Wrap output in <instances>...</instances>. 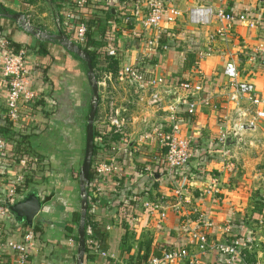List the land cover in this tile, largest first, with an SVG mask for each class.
I'll return each instance as SVG.
<instances>
[{
	"label": "crops",
	"instance_id": "obj_1",
	"mask_svg": "<svg viewBox=\"0 0 264 264\" xmlns=\"http://www.w3.org/2000/svg\"><path fill=\"white\" fill-rule=\"evenodd\" d=\"M25 1H28V4L23 0H0V29L8 39L17 43L20 49L26 52L25 67L29 69L33 81L30 86L40 90L44 80H51L54 82L53 90L57 91L62 99L65 94L66 101L70 103L72 100L73 103L77 98L71 97V93L77 90V84L79 86L82 79L87 81L85 63L75 54L67 52V49L58 42L35 38L10 16L24 15L36 30L49 36L61 32L75 43L69 35L70 31L64 32L61 24H70L72 15L76 13L74 9L76 0ZM135 1L91 0L85 7L86 14H81V17L85 18L86 25H91L90 19L96 17L108 28L104 49L115 51L118 60L116 73L124 65L135 67L144 64V61H150L151 66L146 70L148 73L153 70L152 64L157 61L159 67L155 74L165 76L171 85L190 81L202 86L200 97L206 103L199 104L194 115L184 116L178 109V106H184L182 99L190 97L186 92L182 90L172 92L169 97L174 95V98H169L168 102L174 103L177 107L182 137L196 141L194 150L213 159L204 166L198 165L197 158L192 159V162H196V167H192L194 172L187 176L186 185L181 191L186 202L179 213L167 211L164 219L148 215V209L143 206L145 202L156 200L161 194H165L168 196L164 201L167 205L171 193L164 177L158 176V181H154L145 171L147 167L157 169L158 172L161 169L157 166L159 163L157 157L155 162H152L154 156L160 155L157 145L148 143L143 137L149 126L161 125L168 121V113L157 112L147 107L145 90L116 81L117 87L120 88L119 102L127 109L131 100L138 104L135 105V110L131 108L132 106L129 108L133 117V125L127 128L130 145L113 155L114 165L119 168L113 175L117 178L110 175L108 180L103 181L102 186L96 188L100 191L96 196L94 194V199L99 205L98 210L94 211L93 218L87 222V225L92 227L94 243L99 251L105 252L108 257L89 252L94 258L87 264H145L150 257L172 247L188 246L191 247V251H195L187 233L181 228L187 214L192 220L196 218V214L193 213L195 211L204 213L213 223L209 231V238L212 241L222 239L224 235L218 227H224L229 223L233 228V235L237 234L236 230L241 225L252 229L255 250L251 261L264 264V121H253L245 127L239 133L238 139L241 141L238 145L234 137H227L230 142L226 147L233 154L229 164L221 161L219 156L222 151L218 144L219 135L231 131L236 122L234 106L227 103L224 96L225 78L222 72L230 59L237 66L239 79L252 83L257 93L264 99V77L257 63V57L264 56V0H223L220 4L218 0H168L176 5L183 15L173 23H162L164 38L162 43L166 44L167 50L161 56H152L147 60L143 59L147 48L146 37L142 35L141 28L137 23H133L132 19L130 23L124 20L126 11L130 10L131 4ZM197 3L213 7L222 5L227 12L235 15L247 12V18L258 25L253 29H249L246 23H234L226 27L224 23L217 21L206 26L191 25L187 22L186 12ZM106 11H110V17H107ZM221 27L225 30L224 37L216 36L214 40H209ZM169 42L173 43V48L168 47ZM40 43L43 44L46 54L44 50L43 53L37 52ZM37 65L47 68V76H43L44 72L35 68ZM102 71L111 74L109 71ZM137 96L141 98V102L136 100ZM60 101L58 108L63 114L66 104L64 105V100ZM76 102L79 104V101ZM67 106L73 108L75 104ZM0 107L2 108L1 105ZM185 108L184 106L183 110ZM5 111L6 109L0 110V114L4 115ZM23 121H26L24 117ZM60 122L66 123L63 119ZM233 166L236 167L235 171L231 170ZM17 176L19 175L14 170L7 168L6 175L2 178L13 181ZM212 176L217 178L215 187L218 194L214 197L203 193ZM1 179L0 185L3 184ZM48 182L53 188L46 195L51 193V198L46 202L38 200L40 210L31 225H27L11 210L4 217L2 226L0 225V264H17V255L6 247V244L16 243L21 239L22 233L18 228L22 224L26 226L27 231H32L36 225L42 230L39 235H35L41 241L40 245L32 241V246L28 248V264H76L77 242L65 236L61 224L71 223L69 218L73 209L71 205L78 200L80 204L79 188H68L69 191H63V187L60 188L63 183L58 178H49ZM113 193L116 195L127 193L133 201L136 198L133 193H142L137 206L130 211L128 219H120V208L114 203V197L111 196ZM28 196L36 197L34 193H30L18 202ZM259 220H263L262 225H258ZM69 240L73 243L69 244ZM220 259L218 255L209 253L202 257L200 263L220 264Z\"/></svg>",
	"mask_w": 264,
	"mask_h": 264
},
{
	"label": "built area",
	"instance_id": "obj_2",
	"mask_svg": "<svg viewBox=\"0 0 264 264\" xmlns=\"http://www.w3.org/2000/svg\"><path fill=\"white\" fill-rule=\"evenodd\" d=\"M91 0H76L75 11H79L88 6ZM223 0H218V4ZM134 8V14L132 22L137 23L141 28V33L146 37V53H144L143 59L147 60L152 56L158 57L166 52V44L161 42L162 28L161 25L165 23H173L175 20L183 15V12L174 4L168 2V0H136L131 4ZM247 12L239 14H231L226 11L222 5L213 7L208 4L197 3L191 6L186 12L187 22L194 26H206L214 21L224 23L226 27L234 23L244 24L249 29L255 28L258 23L247 18ZM125 18V21L130 20ZM24 22L33 27L28 22V17L23 15ZM19 26L20 23L17 22ZM86 32V24L81 23L77 26L76 39H73L77 45L83 44ZM224 27L215 31L214 35L210 36L209 40H214L216 36L224 37ZM43 32H37L34 36L37 39H42ZM7 45L5 39L0 38V85H6L8 87V96L6 103V111L4 115L11 122H19L23 120L21 112L25 105H29L36 94L27 89L28 80L25 76V57L26 52L19 49L16 54L3 53L2 48ZM104 53L108 57H115L116 53L113 49L106 48ZM257 63L259 65L261 75L264 77V56L257 57ZM153 70L148 71L151 75V79L144 80L142 76L129 65H124L118 70L116 74V80L120 83H129L135 85L140 90H145L146 94V106L154 109L157 112L168 113V121L164 124L152 125L149 132L145 131L144 139L148 143H155L159 149L160 155L154 156L152 162H155L156 157L159 159L157 169L145 168L148 176L154 181H158L161 176L167 180L168 187L170 188L171 198L166 205L165 198L167 195L161 194L156 200L145 202L144 207L148 209V215L158 216L159 219H164L167 211L172 213H179L183 209V203L186 202V198L181 191L184 189L187 176L190 174H182L178 178L175 177L177 172L185 173L191 167L193 159L194 145L196 141L188 140L182 137L181 123L177 117L176 105L169 103V95L173 92L182 90L186 92L190 97H184L182 102L186 107V112L189 115H194L199 104L206 103L201 99L202 86L200 84L191 83L190 81H184L178 85H171L165 76L160 74L156 75L155 71L159 67L157 61L152 64ZM223 77L225 78L224 96L227 103H231L234 106V112L236 114V122L233 125L231 131L222 133L219 135L218 144L221 146V161L229 164L233 154L228 150L225 143L227 137L232 136L235 138V143L240 144L239 133L243 131L245 127L250 125L253 121H264V99L257 93L255 86L247 81H241L239 79V73L234 61L230 59L223 68ZM110 75V74H109ZM161 88H166L167 93H161ZM137 95V94H136ZM196 97V98H194ZM137 100L141 102V98L137 96ZM108 126L100 124L103 129H109L111 134V140L102 142L100 139L94 140V146L98 143L100 146L105 144L107 147L99 148L97 151L103 150L108 154L104 157L101 154L96 156L95 171L99 175L108 174L113 176L118 167L114 165L113 155L121 148L127 149L129 141L127 139V116L126 108L120 112L116 107V102L111 99L108 102ZM215 108V107H214ZM116 138V140H115ZM7 154L4 151V141L0 137V160H5ZM21 166L26 165L25 160H20ZM236 167H232V171H235ZM158 175V176H156ZM158 177V178H157ZM8 180L6 178L1 179V185H4ZM14 184L21 182V176H17L12 181ZM217 178L212 176L210 178L209 185L203 192L205 195L214 197L218 194L216 189ZM9 187L6 194L5 202L0 206V225L4 217L10 213V207L16 202L15 186ZM5 186V185H4ZM99 189H96V193L99 194ZM96 196V194H95ZM169 199V198H168ZM264 199V198H263ZM196 218L190 219L188 214L185 216L182 222V230L187 233L192 248L195 251H191V247L181 246L172 247L161 251L157 256L150 257L145 264H201V259L209 253L218 255L221 258L220 264H258L257 261H251V257L255 250V237L252 229H247L241 225L237 228V234L233 235L231 224H227L224 227H218V230H222L223 237L221 240L212 241L209 238V231L213 227V223L202 212L195 211ZM191 215V214H190ZM258 225L263 224V220L257 221ZM85 239L88 243H94L93 230L89 225H85L84 229ZM32 231H28L24 236V240L21 243L8 242L6 247L10 248L14 254L17 255V264H28L29 254L28 248L32 246ZM73 243L69 240V244ZM90 253L100 255L101 257H108L105 252L99 251L98 247H93Z\"/></svg>",
	"mask_w": 264,
	"mask_h": 264
},
{
	"label": "trees",
	"instance_id": "obj_3",
	"mask_svg": "<svg viewBox=\"0 0 264 264\" xmlns=\"http://www.w3.org/2000/svg\"><path fill=\"white\" fill-rule=\"evenodd\" d=\"M23 1L28 4V1ZM86 11V8L80 9L72 15L70 24H61L64 28V32L70 31L69 35L73 39H76L75 35L77 26L85 21V18L81 17V14L85 15ZM106 15L107 17H110V11H106ZM90 22L91 25H86L84 42L83 44H79V47L89 56L91 67L94 72L101 69L106 70L107 72L109 71V73L111 72L115 75L118 60L116 57H108L104 53L109 30L105 25H102L100 20L96 17H92ZM0 38L7 41V45L1 49L3 53L16 54L20 49L17 43L8 39L7 35L2 32V29H0ZM162 40H164V38L161 39V42H163ZM168 47L173 48V43L169 42ZM38 48V53H43L44 50V53L46 54L43 44L40 43ZM63 50L66 52L64 48ZM150 66V61H144V64L137 65L134 69L144 80H149L151 79V75L147 73L146 70L149 69ZM35 68L44 72L43 76H47L46 67L37 65ZM25 76L28 80L27 89L34 92L37 96L30 101L29 107H24L21 112V117H24L26 121L21 120L19 122H11L5 115L0 114V137L2 138V141H4V151L7 154L5 160H0V179L5 177L7 168L14 170L19 176H21V182L19 184L13 185L14 183L12 181H7L4 184L5 186L0 185V206L5 202L7 191L12 185L15 186V196L17 201L30 193H34L40 202L50 200L51 193L48 196L46 195V193L53 188L48 182L49 178H58V180L63 183L60 187H63V191H69L68 188H79L77 171L80 169L84 151L83 120H85L84 116L88 112L90 102V89L88 83L82 79L79 86L77 84V90L71 93V97L77 98L73 102L75 106L71 108V106L68 107L67 105L73 104L72 100L68 103L65 94L62 99V97L59 96V93L53 90V81L44 80L42 83L43 86L41 85L40 87L42 89L36 90L35 87L30 86L33 84V81L31 80L27 66L25 67ZM44 88L50 90H44ZM0 90V105L2 106V108L0 107V110L4 111L7 103V98L5 97L8 96L9 91L8 87L3 84L1 85ZM60 100H64L63 103L64 105L66 104L63 114H61V111H59L58 108L59 103H61ZM76 101H79V104ZM78 107L83 108L85 111L84 116L80 117L81 115H78V117H76ZM183 108L184 106L182 105L178 106L180 112L185 116V114L187 115V112L186 108L185 110H183ZM71 117L74 119L73 122H71ZM76 118L79 119L76 121ZM61 119L65 120L66 123L62 124L60 122ZM111 138L109 129H103L102 126L95 127V140L100 139L102 142H105L111 140ZM98 154H101L103 158L108 156L103 150L97 151V147L94 146L86 186L87 211L85 225L90 218H93V213L98 210L99 205L94 199L96 188L102 186L105 179L108 180V178H110V175L108 174L99 175L96 173L94 166ZM193 158L198 159L199 166H204L206 162L213 159L211 156L209 157L207 154H203L196 150L193 152ZM20 160H25L26 165L21 166L19 164ZM191 172H194L192 167L182 174H188ZM180 174V172H177L175 177L182 175ZM114 177L117 178V176H113V178ZM133 194L136 195L134 201L127 193L119 195L114 193L111 194V196L114 197V203L120 208V219H128L130 211L135 209L138 200L142 196V193ZM71 207L73 208L70 211L71 215H69L71 223L68 225L66 222H63L61 225L65 236L76 243L78 236L77 226L80 218L79 200L77 203H73ZM18 230L22 233V236L18 242L16 241V243H21L28 231L24 224H22ZM41 231L42 230L38 225L34 226L32 229V241L36 245H40L41 241L37 239L35 235L38 233L40 234ZM95 246V243L90 244L85 239L83 264H87L89 260L94 258L89 252Z\"/></svg>",
	"mask_w": 264,
	"mask_h": 264
},
{
	"label": "water",
	"instance_id": "obj_4",
	"mask_svg": "<svg viewBox=\"0 0 264 264\" xmlns=\"http://www.w3.org/2000/svg\"><path fill=\"white\" fill-rule=\"evenodd\" d=\"M13 19L20 23L21 27L27 31L28 33L35 35L39 30H36L34 27L28 26L24 20L22 15H11ZM42 40H49L52 42H58L63 46L67 51L75 54L77 57L81 59L82 62L85 63L86 66V79L90 89V102L89 109L86 118V126H85V136H84V151H83V159L78 172V180H79V193H80V210H79V222L77 226V261L76 264H83L84 258V245H85V221H86V211H87V199H86V186L88 173L91 167V159L94 150V119L97 111L99 95L98 94V85L97 80L94 75V71L91 67V61L88 55L85 54L76 43L71 42L64 34L61 32H57L55 36H49L45 33L42 34ZM161 93H167V90L164 89ZM174 98V95L170 97V99ZM230 140L227 139L225 145L229 146ZM191 167H196V162H191ZM158 176V175H156ZM11 212H13L17 217L21 218L25 221L27 225H31L34 218L38 214L40 208L38 199L33 196H28L23 201L16 202L14 205L10 207Z\"/></svg>",
	"mask_w": 264,
	"mask_h": 264
},
{
	"label": "rangeland",
	"instance_id": "obj_5",
	"mask_svg": "<svg viewBox=\"0 0 264 264\" xmlns=\"http://www.w3.org/2000/svg\"><path fill=\"white\" fill-rule=\"evenodd\" d=\"M134 14V8L131 7L130 10H127L125 13V18H132ZM130 23V21H129ZM134 23V22H133ZM118 72V71H117ZM117 74V73H116ZM116 74H108L105 73L104 71H100L97 70L96 72H94V75L96 77L97 80V85H98V94L99 95V101H98V106H97V111H96V115H95V119H94V125L98 126L100 124H104L105 126H108L107 123V115H108V109H109V104L108 102L113 99L116 102V107L120 110L121 113H123L122 111L126 108V116H127V128L129 129V127L131 125H133V117L131 114L130 109L133 108V110H135V105H137L138 103L136 101L131 100V102H129V107L127 109L126 106H124L122 103L119 102L120 99V94H119V89L117 87V84L120 83L116 80ZM118 83H117V82ZM137 100V99H136ZM138 101V100H137ZM146 124V122H144ZM150 127L146 130V132H149ZM127 139L129 141V136L127 135ZM130 145V142H129ZM132 145H135V143H132ZM96 146L99 148H104L106 149V145L102 144L101 146L97 143ZM137 146V145H136Z\"/></svg>",
	"mask_w": 264,
	"mask_h": 264
},
{
	"label": "flooded vegetation",
	"instance_id": "obj_6",
	"mask_svg": "<svg viewBox=\"0 0 264 264\" xmlns=\"http://www.w3.org/2000/svg\"><path fill=\"white\" fill-rule=\"evenodd\" d=\"M81 113V114H80ZM88 113V112H87ZM87 113L85 114V111L83 110V108H80V107H78L77 108V114H76V117H78V115H81L80 117H82V116H84V114H85V120H83V122H84V136H85V126H86V118H87ZM74 116V115H73ZM72 118V117H71ZM77 119H79V118H76V121H77ZM74 121V119L72 118V120H71V122H73ZM95 125H94V130H95Z\"/></svg>",
	"mask_w": 264,
	"mask_h": 264
}]
</instances>
